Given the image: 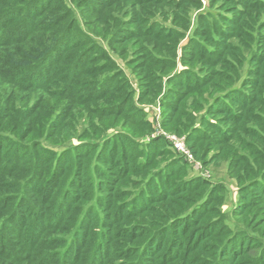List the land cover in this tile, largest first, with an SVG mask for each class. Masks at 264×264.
Returning <instances> with one entry per match:
<instances>
[{"label":"trees","instance_id":"trees-1","mask_svg":"<svg viewBox=\"0 0 264 264\" xmlns=\"http://www.w3.org/2000/svg\"><path fill=\"white\" fill-rule=\"evenodd\" d=\"M121 1L131 0H80L78 7H83L88 12L99 16L104 10L111 12L113 3ZM133 1L136 6L129 7L128 11L122 12L121 15H133V8H135L138 17L132 23L142 24L143 17L139 16V13L143 14L148 10L143 9L141 5L144 0ZM145 1L156 5L164 0ZM229 1L233 9L231 15L212 11H206L200 15L202 28H196L188 45L195 56L208 59V66L213 70L204 76L189 70L180 72L177 75L179 76L177 84L181 88L187 87L186 83L189 81L191 84L189 88L208 89L212 85V77L222 74L216 71V66L233 68L232 58L236 53L242 55L238 45L230 44L229 40L234 38L237 32V37L240 39L241 35L242 37L249 35L247 29L250 28L243 23L246 21L245 16L249 14V11L264 9V0ZM189 2V0H166V4H171L173 7H181ZM65 7L64 0H0V142H7L12 149L8 156H5L6 158H3L2 150H0V255H6L4 258H8L6 261L8 264H73L75 262L109 264L107 259L114 258V253L119 249L118 244L110 238L113 228L118 223L129 222L128 220L139 213L154 209L152 205L158 202L173 203L178 200L182 202L183 193L197 190L208 183L201 178H195L176 186L168 184V175L184 164L180 159L175 160L170 166L153 174L147 181V185H142L136 194L132 195L130 201L119 207L118 212L107 213L101 225L109 227L110 232L108 230L106 233L101 232L93 245H86L89 240L88 231L85 233L81 231L83 226L88 229L92 224V228L95 227L94 219L90 218L94 214V208H88L81 217L76 218L78 210L76 205L82 198L79 193L76 194V191H73L78 184L80 187L85 186V181L82 180L84 165L79 162L76 166L70 188L64 191L60 198L54 197L56 195L54 189L58 177L66 169V161L77 159V163L80 151L83 152L91 145L82 146L81 144L69 150H59L42 141L41 131L48 126L47 129L59 128V133L64 132L66 124L61 125V120L70 111L71 104L86 103L92 97L109 101L110 92L116 80L109 76L85 91L82 75L91 73L93 69L88 65L91 61L105 59L106 52L100 47L96 48V43L88 34L76 28L74 18L71 17V9ZM69 17V22H65ZM153 23L156 24L153 25ZM145 25H147L146 29L159 28V33L162 34L169 32V29L164 30L158 22L150 21V19ZM109 26L110 24L106 26V29ZM140 27L143 28L139 26L137 30L141 34L140 37H143V29ZM119 31L114 34L115 37L116 35L123 37V34L127 32L121 30L118 36ZM204 36L205 43L197 39ZM115 40L119 41L118 38ZM259 40L262 53L250 56L248 59V62L257 68V70L256 68L250 70V75L254 78L242 81L240 88L233 89L229 86L231 90L217 97L216 101L217 105H220L219 111L227 116L226 119H230L237 126L243 122L251 123L261 132L264 130V97L259 90L264 88L262 83L264 81V32L260 33ZM229 52L235 53L225 57ZM65 62L71 63L68 65ZM239 62L241 66L242 61H238V64ZM104 65L100 64L99 68L108 67ZM63 79L64 82H62ZM230 79L229 77L228 80ZM236 82L232 80L230 84L234 85ZM122 86L121 82L118 90H121ZM246 86L251 88V92H246ZM48 93L56 95L54 97L63 96V101H58L52 111L45 116L42 102L43 95ZM174 96L176 99L179 98L178 95ZM233 107H238V111L233 112ZM125 108H127L126 103L122 101L112 103L105 109L109 112L114 109L120 112ZM133 112L132 117L140 115L142 111L133 110ZM203 121L215 133L216 138L211 137V139L220 142L221 145H224V141L233 134L234 130H225L205 118ZM140 122L143 124V120ZM194 130V133L189 136L188 143H194L198 138L208 137L201 129ZM239 130L243 135L239 137L236 134L237 139L233 140L235 141L233 144H237L240 151L232 152L230 160H238L244 165L241 171L245 174L239 177L252 176L248 183L239 188V203L246 205V208L256 204L264 205V138L253 128L241 125ZM37 131H39L38 134ZM31 137H34V140H30ZM117 139H119L116 142L117 146L123 145V150L113 149L107 142L100 154L104 163L114 169L111 174L98 171L99 176L106 181L105 185L99 182V189L108 193L110 199L108 201L102 199L108 209L113 206L115 186L123 180L125 173L130 170L137 171L140 174L139 183L142 184L143 166H146L149 154L154 155L152 150H148L146 160L143 162L140 160L143 158L141 144L128 143L123 137ZM249 140L252 142H248ZM233 144H228L227 147ZM128 145L133 148H131L133 151L124 150ZM134 147L137 151L136 155H132ZM260 147L262 149H259ZM90 151L88 150L85 154H89ZM241 152H246V155H242ZM73 153L74 157H72ZM193 154L196 155L197 152L194 151ZM131 157L134 162L139 160L135 166L130 160ZM49 171L50 178L54 176L52 183L49 179L42 182ZM209 195H213V190ZM206 206L207 203H202L193 208L190 213L184 214V217L175 218L167 225L160 224L154 230L147 229L141 224L120 226L116 233L126 237L127 240V246L121 250L123 264H195L190 263L192 259H189V255L193 252H197L202 257L207 255L205 249L209 246L207 240L216 226L215 223L203 220L207 211ZM74 222L77 227L71 229ZM69 231L70 238L65 245L63 244L65 238L61 240L60 237L66 236ZM148 232L150 235L143 245L142 238ZM233 237L234 239L229 240L231 244L222 245L218 249L217 245L212 246L213 248L208 247L211 251L208 254L211 262L198 264H264V248L256 257L249 254L251 247L256 249L260 246L257 239L242 233ZM23 250L26 251L24 263L20 262L22 257L20 254ZM214 258L220 259V262H212Z\"/></svg>","mask_w":264,"mask_h":264},{"label":"rangeland","instance_id":"rangeland-1","mask_svg":"<svg viewBox=\"0 0 264 264\" xmlns=\"http://www.w3.org/2000/svg\"><path fill=\"white\" fill-rule=\"evenodd\" d=\"M79 1L64 0L65 8L71 9V17L74 18L76 28L88 34L91 40L96 43V48L100 47L106 52L105 59L91 61L90 65H88L89 68L93 69L91 73L82 75L85 82L84 89L86 91L92 88L98 81L109 76L116 80L115 85L113 88L111 87V94L110 96L108 95L111 98L109 101L92 97L86 103H76L74 105L72 103V106L69 107L70 111L61 120V125L66 124L64 132L59 133V128L51 130L47 129L48 126H46L45 130L41 131L43 134L41 138H43L42 141L46 145L59 150H69L81 146V144L82 146L91 145V147L84 149L83 152L80 151L77 163V159L66 161V169L58 177L56 188L54 189V194H56L54 197L56 199L60 198L64 191L69 190L76 166L79 162L84 165L82 180L85 181V186L80 187V184H78L73 191H76V194L79 193L82 198L76 205L78 208L76 218L81 217L82 213L88 208H94V214L90 218L94 219L95 223L93 226L95 227L92 228V224L88 229L83 226L81 231L84 233L88 231L89 240H87L86 245H93L101 232L106 233L107 230L110 232L109 227L101 225L107 213L118 212L119 207L130 201L133 197L132 195H135L142 185H147V181L153 174L162 171L166 166H170L172 162L180 159L184 164L177 171H173V173L168 175V184L176 186L186 180L201 178L208 182L207 185L199 187L197 190L183 193L182 202H179V200L173 203L158 202L152 205L154 209L145 210L142 214L139 213V215L128 220L129 222L118 223L113 228L110 238L118 244L117 248L119 249L114 253L115 257L111 260L107 259V262L109 264H123L124 262V258L121 256L123 251L121 250H124V247L127 246V240L125 239L126 237L124 238L119 233H116L120 226L141 224L147 229L154 230L160 224L167 225L175 218L184 217V214L190 213L193 208L200 206L202 203H207V211L203 220L215 223L216 226L207 240L209 245L205 247L207 255L202 257L197 252H193L189 255V259H192L190 263L211 262V258L208 257L211 251L208 247L217 245L218 249L222 245L231 244L229 240L234 239L233 236L240 233L258 240L260 246L256 249L251 247L249 252L253 257L258 256L264 248V205L256 204L253 207L247 206L246 208V205L239 203V188L243 184L248 183L247 181L252 176L239 177V175L244 176L245 174V172L241 171V167L244 165L239 163L238 160L234 159L232 161L230 158L232 157V152L240 151L237 144H233L235 142L233 140L237 139L236 134L242 137L243 134L239 130L241 125L246 128H253L263 138L264 130L260 132L251 123L244 124L243 122L237 126L230 119H226L227 116L219 111L220 105H217L216 100L218 99L216 98L222 96L224 92L231 90V88H240L242 81L247 78H254L253 75H250V70L256 67L250 64L248 59L250 56L262 53L259 46V35L264 32V9L249 11V14L245 16L246 21L243 23L249 26L250 29H247L249 35L245 37L241 35L240 39L237 37V32L235 37L229 40L230 44L238 45L239 50L242 52V55H237L236 53L232 58L234 67L217 65L216 71L222 74L212 77V85L210 84L211 86L208 89H195L188 87L191 85L189 81L186 83L187 87L181 88L177 84V79H179L177 75L182 71L189 70L194 72V74L204 76L213 69L208 66V59L195 56L188 45L196 28H202L200 15L206 11L232 14L231 11L233 9L229 0H189V3L181 7H173L171 4H166V0L156 5L142 0L143 3L140 4L143 9L148 10L146 13H139V16L143 17L142 24L132 23L138 17L135 8H133V15H121L122 12L128 11L129 7L136 6L133 0L114 2L111 12L104 10L99 16L93 14V12H88L83 7L79 8ZM147 18L150 21L158 22L161 27H164V30L169 29V32L162 34L159 33V28L153 29L150 27L146 29L147 25L145 24L149 20ZM69 20L70 17L65 22H69ZM109 24V28L106 29ZM155 24L153 23V25ZM139 26H143V28L140 27L143 29V37H140L141 34L138 33L137 29ZM119 30L127 32L123 34V37H117V35L115 37L114 34ZM120 31L118 36L121 34ZM116 38L119 41L115 40ZM197 39L203 43L206 40L205 36ZM241 40L243 41L241 42ZM230 53L235 52L226 53L225 57L230 55ZM238 61H242L241 66ZM71 62H65V64L69 65ZM100 64H105L104 66L108 67L99 68ZM229 77L231 78L230 80H228ZM232 80L237 82L232 85L230 84ZM62 82H64V79ZM119 82L123 83L121 90H118ZM229 86L232 87L230 88ZM245 90L248 93L251 92V88L248 86L245 87ZM177 92H180V94H177ZM259 92L264 97V88H261ZM173 95H178L179 98L176 99V96L173 97ZM54 96L56 95H49V93L43 95L42 104L43 109H45V116L52 111L58 101H63V96ZM122 101L126 103L127 108L121 109L120 112H116L115 109L109 112L108 109H105L110 107L112 103ZM133 110L142 112L140 115L132 117L131 114H134ZM232 111L237 112L238 107H233ZM203 118L218 124L225 130H234L232 136H229L228 140L224 141V145L211 139V137L216 138L214 136L215 133L203 123ZM140 120H143V124H141ZM197 128L206 132L208 137L198 138L196 142L188 143L190 134L192 135L195 131L194 129ZM236 128L238 129L236 130ZM167 136L180 139L186 150L190 152L191 160H186L183 155L172 148L165 140ZM119 137H123L128 143L141 144L140 149H143V158L140 160H143V162L146 160L148 150H152L151 152L154 155L149 154L146 166H143L142 184L139 183L140 174L137 171L132 172L130 170L125 173L123 180L115 186V196L112 199L113 206L108 209L104 205L105 202H102V199L106 201L110 199L108 198V193L99 189V182L105 185L106 181L99 176L98 171H102L104 174H111L114 169L104 163L100 154L106 147L107 142L111 144L113 149L123 150V145H121V148L116 143ZM31 138L30 140H34V137ZM248 142H252V140ZM228 144H233V146L227 147ZM223 146L225 147L223 148ZM131 148L128 145L124 150L129 151V149H133ZM134 149L132 155L137 154L135 147ZM259 149H262V147ZM0 150H2L4 158L8 156L12 149L7 142L1 141ZM88 150L91 151L86 155L85 152L87 153ZM194 151L197 152L196 155L193 154ZM241 154L246 155V152H241ZM74 156L73 153L72 157ZM130 160H132L134 166L139 162V160L134 162L132 157ZM50 176L49 171L42 182L45 179H49V182L52 183L54 176L52 178ZM211 190H213V195L210 196ZM100 199L101 201L99 202ZM242 207L245 208L242 209ZM121 208L120 211H122ZM75 222L71 229L77 227ZM64 230L65 228L63 232ZM70 234L69 231L66 236L60 237L61 240L65 238L63 244L67 245ZM149 235L150 233L148 232L143 236V245ZM25 252L23 250L20 254L22 256L20 257V262H25ZM4 256L6 255H0V264H8L6 263L8 258H4ZM213 261L214 263H219L220 259L214 258ZM73 264L82 263L75 262Z\"/></svg>","mask_w":264,"mask_h":264},{"label":"built area","instance_id":"built-area-1","mask_svg":"<svg viewBox=\"0 0 264 264\" xmlns=\"http://www.w3.org/2000/svg\"><path fill=\"white\" fill-rule=\"evenodd\" d=\"M165 140L174 148L179 154L183 155L186 160H191L190 152L183 146L182 141L176 137H166Z\"/></svg>","mask_w":264,"mask_h":264}]
</instances>
